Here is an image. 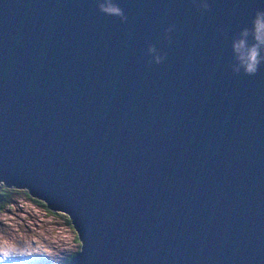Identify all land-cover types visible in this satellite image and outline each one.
Listing matches in <instances>:
<instances>
[{"label": "water", "instance_id": "1", "mask_svg": "<svg viewBox=\"0 0 264 264\" xmlns=\"http://www.w3.org/2000/svg\"><path fill=\"white\" fill-rule=\"evenodd\" d=\"M257 13L0 0V184L66 215L65 264H264V62L235 50Z\"/></svg>", "mask_w": 264, "mask_h": 264}, {"label": "rangeland", "instance_id": "2", "mask_svg": "<svg viewBox=\"0 0 264 264\" xmlns=\"http://www.w3.org/2000/svg\"><path fill=\"white\" fill-rule=\"evenodd\" d=\"M14 190L0 208V250L20 253L21 264H63L78 249L66 215L42 208L25 190Z\"/></svg>", "mask_w": 264, "mask_h": 264}, {"label": "clouds", "instance_id": "3", "mask_svg": "<svg viewBox=\"0 0 264 264\" xmlns=\"http://www.w3.org/2000/svg\"><path fill=\"white\" fill-rule=\"evenodd\" d=\"M102 11L109 14L119 15V9L115 6H108L102 8ZM262 16H264V14L257 13L256 20L254 21V25H255L254 38L257 44L264 42V22H262L261 20ZM257 44H254L252 47L248 48L247 51L244 50L243 42L235 45V50L237 52V59L241 67L243 68L245 75H249V76L255 75L258 71L260 64L264 62V58L260 56V51Z\"/></svg>", "mask_w": 264, "mask_h": 264}, {"label": "trees", "instance_id": "4", "mask_svg": "<svg viewBox=\"0 0 264 264\" xmlns=\"http://www.w3.org/2000/svg\"><path fill=\"white\" fill-rule=\"evenodd\" d=\"M14 192H15V190L12 189V188H9V187H7V189L6 188H0V208L3 205L7 206L9 204V198L11 196V193L13 194ZM32 201L37 202L38 205H40L42 208H44L43 204L40 201H37L35 199L32 200ZM65 221H66V224L70 227L68 220L65 219ZM74 253H75V251L73 253H71V254H68V257L67 258L69 259V257L71 255H73Z\"/></svg>", "mask_w": 264, "mask_h": 264}, {"label": "flooded vegetation", "instance_id": "5", "mask_svg": "<svg viewBox=\"0 0 264 264\" xmlns=\"http://www.w3.org/2000/svg\"><path fill=\"white\" fill-rule=\"evenodd\" d=\"M0 188H5L3 185L0 184ZM7 189V188H6ZM45 209V208H44ZM68 255L65 257V261L63 262V264H65L66 260H67ZM64 258V257H63Z\"/></svg>", "mask_w": 264, "mask_h": 264}, {"label": "bare ground", "instance_id": "6", "mask_svg": "<svg viewBox=\"0 0 264 264\" xmlns=\"http://www.w3.org/2000/svg\"><path fill=\"white\" fill-rule=\"evenodd\" d=\"M9 188H13V187H9ZM14 189H21V188H14ZM21 190H24V189H21ZM32 198V197H31ZM34 199V198H33ZM35 200H37V199H35ZM37 201H39V200H37ZM51 212H58V211H51ZM61 213V212H60ZM63 214V213H62Z\"/></svg>", "mask_w": 264, "mask_h": 264}]
</instances>
